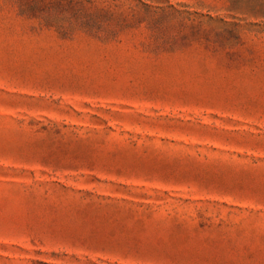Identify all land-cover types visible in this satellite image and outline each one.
Returning <instances> with one entry per match:
<instances>
[{
	"label": "rangeland",
	"instance_id": "374dc122",
	"mask_svg": "<svg viewBox=\"0 0 264 264\" xmlns=\"http://www.w3.org/2000/svg\"><path fill=\"white\" fill-rule=\"evenodd\" d=\"M0 264H264V0H0Z\"/></svg>",
	"mask_w": 264,
	"mask_h": 264
}]
</instances>
